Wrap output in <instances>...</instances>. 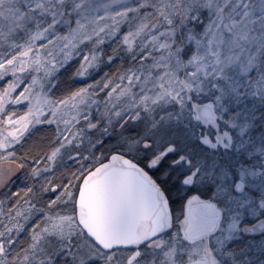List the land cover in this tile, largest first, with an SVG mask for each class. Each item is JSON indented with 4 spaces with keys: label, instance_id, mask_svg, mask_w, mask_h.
Wrapping results in <instances>:
<instances>
[{
    "label": "snow or ice",
    "instance_id": "snow-or-ice-1",
    "mask_svg": "<svg viewBox=\"0 0 264 264\" xmlns=\"http://www.w3.org/2000/svg\"><path fill=\"white\" fill-rule=\"evenodd\" d=\"M0 264H264V0H0Z\"/></svg>",
    "mask_w": 264,
    "mask_h": 264
}]
</instances>
